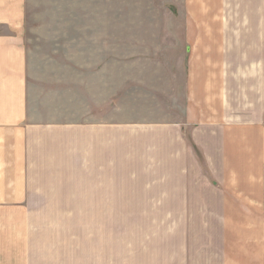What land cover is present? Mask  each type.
I'll return each mask as SVG.
<instances>
[{
    "label": "crops",
    "instance_id": "0c3cea01",
    "mask_svg": "<svg viewBox=\"0 0 264 264\" xmlns=\"http://www.w3.org/2000/svg\"><path fill=\"white\" fill-rule=\"evenodd\" d=\"M27 1L0 0V264H120L121 250L127 251L122 264H169L168 257L176 263L187 249L189 226L193 250L206 252L199 263L249 264L250 257V264H264V229L257 233L264 217L251 216L264 209V74L246 73L252 82L240 85L238 111L222 112L216 96L205 94L216 104V122L193 127L200 118L192 105L201 100L191 95L189 67L183 123L160 126L161 167L170 170L169 184H92L103 176L104 155L114 156L117 138L105 137L98 121L73 126L57 120V110L46 114L50 104L39 94L46 79L32 69ZM221 76L218 91L228 88ZM125 208L160 213L126 218L120 216ZM152 218L160 234L147 226ZM122 224L133 235L121 242L116 226ZM168 225L175 231L168 232Z\"/></svg>",
    "mask_w": 264,
    "mask_h": 264
},
{
    "label": "rangeland",
    "instance_id": "374dc122",
    "mask_svg": "<svg viewBox=\"0 0 264 264\" xmlns=\"http://www.w3.org/2000/svg\"><path fill=\"white\" fill-rule=\"evenodd\" d=\"M26 26L33 72L46 79L39 89L50 104L46 114L54 116L57 110V120L73 126L98 121L105 137L117 138L114 156L104 155L103 176L92 184H169L170 170L161 167L160 126L183 123L187 72L192 74L191 95L201 100L192 105L200 118L193 127L216 122V104L205 94L216 96L222 112L226 107L238 111L240 85L252 82L246 73L264 74V0H28ZM83 26H89L87 32ZM97 27L100 32H94ZM221 75L228 88L218 91L224 85ZM220 96L229 104L221 103ZM191 127L185 129L189 141ZM195 149L202 158L201 149ZM120 211V216L143 219L160 213L158 208ZM131 211L135 214L128 215ZM252 211V217H264V209ZM152 222L149 232L160 234L161 225L155 218ZM247 227L252 231L251 223ZM188 228L187 249L176 263L168 257L169 264H193L195 259L202 264L206 252L193 250ZM258 228L261 233L264 225ZM116 232L121 242L133 235L126 224L116 226ZM120 253L122 264L127 251Z\"/></svg>",
    "mask_w": 264,
    "mask_h": 264
}]
</instances>
